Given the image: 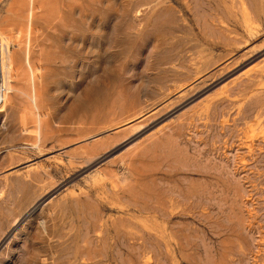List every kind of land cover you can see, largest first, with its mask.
<instances>
[{
	"label": "rangeland",
	"instance_id": "obj_1",
	"mask_svg": "<svg viewBox=\"0 0 264 264\" xmlns=\"http://www.w3.org/2000/svg\"><path fill=\"white\" fill-rule=\"evenodd\" d=\"M1 33L0 264H264V0H0Z\"/></svg>",
	"mask_w": 264,
	"mask_h": 264
},
{
	"label": "built area",
	"instance_id": "obj_2",
	"mask_svg": "<svg viewBox=\"0 0 264 264\" xmlns=\"http://www.w3.org/2000/svg\"><path fill=\"white\" fill-rule=\"evenodd\" d=\"M8 51L0 45V108L5 106L11 94L12 73L6 64Z\"/></svg>",
	"mask_w": 264,
	"mask_h": 264
},
{
	"label": "bare ground",
	"instance_id": "obj_3",
	"mask_svg": "<svg viewBox=\"0 0 264 264\" xmlns=\"http://www.w3.org/2000/svg\"><path fill=\"white\" fill-rule=\"evenodd\" d=\"M0 45H2V47H4L8 51L7 58H6V64L9 67V70L11 72V61L12 60L10 61V59L8 58V56H9V46H10L9 37L5 36L2 33L0 34ZM19 93L22 94V95H24V96H27L28 97V95L27 94H24L23 92H20L19 91ZM28 98H31V97H28ZM31 100H32V102H36V97L35 98H31ZM4 108H5V106H3V107L0 108V113H3L5 111Z\"/></svg>",
	"mask_w": 264,
	"mask_h": 264
}]
</instances>
